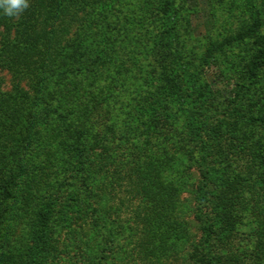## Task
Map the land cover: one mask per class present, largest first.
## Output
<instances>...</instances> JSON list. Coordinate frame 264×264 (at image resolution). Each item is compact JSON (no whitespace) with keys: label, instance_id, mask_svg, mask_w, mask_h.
<instances>
[{"label":"trees","instance_id":"trees-1","mask_svg":"<svg viewBox=\"0 0 264 264\" xmlns=\"http://www.w3.org/2000/svg\"><path fill=\"white\" fill-rule=\"evenodd\" d=\"M28 2L29 7L16 17H8L0 10V66L10 70L16 79L12 89L5 90L0 78V178L7 162L15 158L14 148L17 151L20 146L27 145L35 150L40 146V156H52L51 166H45L42 159L38 162L42 173L37 184L33 181V186L38 185L40 178L45 181V172L52 167L54 188L59 183L60 191L63 184L70 201L61 209L60 228L81 243L85 241L82 235L90 230L87 242L80 244L82 261L73 254L69 261L63 256L56 261L102 264L103 259L112 256L114 244L118 241L116 237H119L127 243L122 248L129 250L132 245V254H143V258L159 264H166L175 253L178 259L188 264H264V252H259L264 248V234L259 241L249 240L248 245H241L248 238L245 235L242 239L238 228L241 225L247 227L244 222L246 213L242 208L250 203L248 213L251 219H254L252 215L258 218L251 234L257 237L264 232V218L259 215H264V187L246 193L239 187L243 177L238 175L226 178L224 185L211 189L210 184L202 183L199 176L196 189L199 194L185 204L182 195L188 184L173 167L179 172L190 167V163L175 166V160L180 157L181 150H186V145L182 144L179 150L170 141L173 138H168L150 148L156 143L151 137L166 132V108L171 92L177 99L180 92V95L196 100L197 107L188 115L194 118L205 115L206 102L213 103V98H209L211 87L208 84L200 85L201 88L190 83L183 84L182 88L179 84L180 68L177 64L181 62L183 65L185 60L188 36L175 34L189 23V19H184L185 1L138 0V5L133 0ZM256 4L254 14L258 19L256 23L252 21L251 27L260 31L262 37L248 64L254 74L264 72V0ZM135 6L139 11L136 12ZM131 10L134 13H130ZM153 12L161 14V27H166V32L159 38V48L153 47L146 54L154 75L152 92L147 95L140 90L139 100L136 99L134 105L130 92L129 98L122 97L116 106L114 74H120L126 85V81H131L127 72L132 70L136 59L132 48L134 39L129 41L124 31L134 27L132 37L139 35V40L145 44L144 47L139 45L142 53L149 44L145 42L147 37H152L156 43V33L146 27L147 17L153 16ZM60 76L68 79L65 86L53 83L52 89L46 90L49 81L54 78L58 81ZM25 77H33L26 88L22 84ZM186 89L189 90L187 94ZM132 107L138 112H132ZM213 116L216 117L214 113L212 119ZM191 121L195 124L194 119ZM39 138L43 139L37 142ZM44 138H50V141ZM190 143L191 139L186 141V144ZM213 144L216 143L206 145ZM51 147L53 154L50 153ZM159 147L161 152L157 151ZM206 167L204 169L209 171ZM22 168L18 173L23 172ZM203 175L209 176L207 173ZM19 179L23 184L24 178ZM119 187L129 190L125 197L120 194V201L126 202L134 212L138 208L134 216L124 218L127 229L120 225L119 213L115 218L111 214L109 221L107 217L106 197L116 194ZM199 188L202 191L199 192ZM27 190L31 188L27 187ZM20 191L6 194L9 190H5L4 196L16 200ZM78 191H83L88 199L85 212L82 210L84 206L78 208V205L87 202L86 199L73 197ZM47 201H42L38 213L42 225L53 218L57 209L52 207L55 200ZM140 208L145 212L140 213ZM95 245L100 253L103 252L97 258V254L87 255L97 253ZM84 249H88L86 254ZM125 253L119 252L122 259L129 257Z\"/></svg>","mask_w":264,"mask_h":264},{"label":"rangeland","instance_id":"rangeland-1","mask_svg":"<svg viewBox=\"0 0 264 264\" xmlns=\"http://www.w3.org/2000/svg\"><path fill=\"white\" fill-rule=\"evenodd\" d=\"M184 1L186 4L184 19H189V23L176 30L177 34H175V36H182V34L188 36L187 41L185 40V60L182 61L183 65H181V62L177 64L180 68L177 75L179 84L182 87L183 84L190 83L195 88H201L200 85L208 84L211 87L209 98H213V103L206 102L207 112L205 115L201 114L194 118L188 115L189 111L197 107L196 100L188 99L184 95H180V92L175 91L179 93V100L178 97L176 98L175 93L171 92L168 96L169 105L166 108L168 112L166 132L155 133L151 140L156 143L151 144L152 147L150 148H155L156 144L158 145L159 142L161 143L162 140L165 141L168 138H173L170 141L173 144L175 143L176 148L179 150L182 144L186 145L187 151L181 150L180 157L175 160V166L180 164V167H183L182 163H186V166L190 163V167L185 172L181 170L179 172L177 167H173L174 172L178 176L182 175V178L188 184L182 195L185 204L192 201V198L198 193L196 189L199 184V176L202 183L208 182L210 188L213 189L223 184L226 178H236L240 175L243 178L239 187L245 192L254 191L255 189L257 192L261 187H264V72L258 71L254 74L250 71L248 64L252 53L257 48L259 38L262 37L260 31L252 30L251 27L252 21L255 20L256 23L258 19L254 14L256 2L262 0ZM133 2L139 4L138 0H133ZM135 7L136 12L139 11L138 6ZM129 12L134 13L133 10ZM159 13L153 12L151 13L153 16L149 15L150 17H147L146 27L150 28L153 34L156 33V43H154L152 37H147L148 40L144 38L145 42H149V44L145 46L142 53L139 51V45L144 47L145 44L141 43L139 35L132 37L134 27L124 31V35L129 36V41L132 38L134 39L132 48L136 59L132 64V70L127 72L131 77V81H126V85L123 84L120 74H114L116 82L114 100L116 106L119 105L118 100L122 97H128L127 95L130 92L132 105H134L136 99L139 100L140 90L147 95L152 92L154 75L150 71L151 67L146 54H149L153 47L159 48V38L164 37V32H166V27H161V14ZM180 40L183 39L180 38ZM121 76H124V73H121ZM0 78L4 82V89L11 90L13 83L16 81L13 73L0 66ZM32 80L33 77L30 79L25 77L22 82L23 86L28 87V83ZM66 81L68 79L65 76H60L58 81L54 78V81H49L46 90H51L53 83H58V86L64 87ZM184 91L187 94L189 90ZM120 92H124L123 95H120ZM165 101L164 98L163 103ZM220 110L221 112L218 113ZM133 111L138 112L132 107ZM212 113L216 116H213V119L211 117ZM191 118L194 119L195 124H193ZM140 138H147V136H141ZM41 139L43 138H39L37 142ZM44 139L50 141V138ZM189 139H191V143L186 144ZM210 142L216 144L207 146L206 144ZM197 143H199V146H195ZM209 147L211 148L209 149ZM39 148L40 146H37L33 150L32 147L29 148L25 145L20 146L17 151H15V148L12 149L15 158L7 162L9 165L7 164L6 170L2 173L3 177L0 178V191L2 190L0 192V264H64L63 261H69L70 256L76 255L80 260L82 258L80 244L84 245L87 242L86 238L89 236L90 230L87 229L84 235L81 234V238L85 239L84 243H81L74 238V235L70 236L67 230H62L58 223L63 205L70 203L66 197L67 188L61 184V190L59 191V183L54 188L55 177L54 174L51 175L52 167H49L45 172L47 176L44 178L46 180L42 181V178H40L38 185L33 186V181L35 180L37 184V178L42 173L39 170L41 165L38 166L40 159L44 160L43 164L45 166L52 165V156H40ZM157 149L159 152L162 150L161 147ZM52 152L53 148L51 147L50 153ZM156 155L158 157L159 154L156 152ZM204 156H208L207 159H202ZM202 164L203 168H201ZM21 166H23V172L18 173ZM206 166H208L209 171L205 170ZM205 173L209 176H204ZM19 177L24 178L23 184L20 183ZM27 187H30L31 190L28 191ZM5 190H9L6 194L10 191L14 193V190L21 191L18 198L12 200L4 196ZM200 191L202 189L199 188ZM120 194L124 197L129 195L128 188L119 187L116 194L111 193L110 196L106 197L108 199L107 208H109L107 217L109 221L111 220V214L115 218L119 213L120 225L127 229L128 225L124 224V218L134 216L138 208L134 212L126 202L122 203ZM73 197L86 199L87 202L78 205V208L84 206L82 210L85 212L88 203L85 193L78 191L77 195ZM43 200H48L47 202L55 200L57 203L55 202L52 207L57 209L54 211L53 218L42 225L38 213L42 208ZM249 205L250 203L248 205L244 204L242 208L246 213L244 222L247 227L242 225L238 227L240 237L243 239L246 235L248 238L241 245H248L249 240L251 242L254 240L259 241L264 234L263 231L257 237L251 234L254 233L253 224L258 222V218L252 215L254 219H251L250 213H248L251 211ZM262 211L264 213V209ZM144 212L145 209L140 208V213ZM259 215L264 218V215ZM189 219H192V217L190 216ZM192 228L194 229V225H192ZM102 234L104 233L102 232ZM116 241L112 256L103 259L102 264H159L143 258V254H141L142 256L132 254V245L128 247L129 250L122 248V246L127 245L124 238L116 237ZM95 248L97 249L96 245ZM86 250L88 251V249L83 251L85 254ZM124 251L125 254H129L128 259H122L123 255L120 256L119 252L124 254ZM96 252L87 255L97 254L95 257L97 258L103 254L98 249ZM259 252L260 254L263 253L264 248ZM60 256H63L64 260L59 263L56 260ZM166 264H188V262L184 263L181 258L178 259L175 253L171 260H167Z\"/></svg>","mask_w":264,"mask_h":264},{"label":"clouds","instance_id":"clouds-1","mask_svg":"<svg viewBox=\"0 0 264 264\" xmlns=\"http://www.w3.org/2000/svg\"><path fill=\"white\" fill-rule=\"evenodd\" d=\"M28 7V0H0V10L8 17L19 16Z\"/></svg>","mask_w":264,"mask_h":264}]
</instances>
